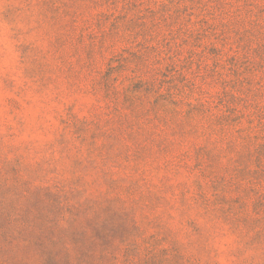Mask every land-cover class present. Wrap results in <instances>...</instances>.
<instances>
[{"label": "rangeland", "instance_id": "1", "mask_svg": "<svg viewBox=\"0 0 264 264\" xmlns=\"http://www.w3.org/2000/svg\"><path fill=\"white\" fill-rule=\"evenodd\" d=\"M0 264H264V0H0Z\"/></svg>", "mask_w": 264, "mask_h": 264}]
</instances>
